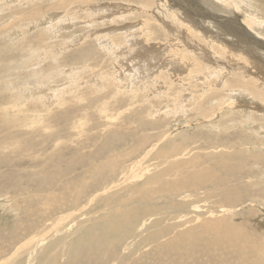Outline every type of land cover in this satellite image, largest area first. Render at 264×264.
<instances>
[{
	"label": "rangeland",
	"instance_id": "374dc122",
	"mask_svg": "<svg viewBox=\"0 0 264 264\" xmlns=\"http://www.w3.org/2000/svg\"><path fill=\"white\" fill-rule=\"evenodd\" d=\"M57 1L60 0H0V264H12L13 262H15V264H137L135 256L123 257L125 256V252L129 249L136 251V248H140L139 246L142 247L139 253V264L252 263L250 259L252 256H255L253 254L257 253L250 245H253V242L258 239L257 235L260 232L264 234V201L259 202L258 199L254 198L255 195L263 193V191L261 192L257 188V184L264 189V169L262 168L264 167V122H261L264 121V109L258 107L254 108L252 113L258 112V116H256V113L253 114L254 116L249 118V120L252 119L249 123L242 122L243 119L247 121L248 116L243 115L244 117L242 116L243 119L241 120L240 118L237 119L239 117L238 115H231L232 124L227 125L228 129L225 131L228 132L224 134L226 136L225 138L231 142L237 143V141L244 139L250 143L249 145H253V147L250 146L252 153L251 150H249V153L253 155H248L251 160L249 159L247 162L246 159V161L242 163V167L247 166V169L252 168V170L259 172L254 178L251 179L246 177L247 179H245L246 182L247 180L255 179V181H257L255 190L257 189L260 193L257 192V190L256 194L253 192L254 196H250V199L245 200L247 205L241 202L249 193H252L250 192L252 191L251 189H248V193L247 187L243 188L246 189L245 191L241 189L242 200H240V203L238 200V204L236 201L233 205L226 204L223 207L219 206L222 197L220 198L219 195L212 194L211 189L213 186L208 183L206 186L208 185L209 190L205 186L196 193L182 191L180 195H172L175 193L174 185L176 180L178 178H183L187 172L191 174L193 173L192 170L198 169V167L199 169H206L207 166H209L208 169L213 168L218 161H220V163L223 161L224 164L227 163L229 165L234 164L233 160L239 155L235 150L239 147H243L238 143L237 146H233V143L227 142H216L214 144L195 142V144L186 145L188 147L187 151L191 150L188 155L186 153L187 151H185V153L182 154L184 156H181L180 160L171 157L167 159L168 161H160V159H157V163L152 164L151 159L146 158L144 166H147V168H141L139 166V170H137L136 167V176H131L124 182H122L123 175L121 173L126 164H129L131 160H135L144 150L150 148L153 144L155 145L158 143V145H161L163 143H170L169 145L171 146L172 144H177L180 148L185 147V145L182 144L184 137L197 135L194 133L198 129L192 126H188V128L184 127L183 125L187 121H185L187 116H179V114H189L193 111V107L191 108L190 103L196 101L197 98L195 97L202 92V89L205 91L204 98L209 96L210 99L205 101L204 104L201 103L202 106L200 105V109L201 107L206 109L213 104L215 105L221 95H230V91L228 92L227 89H224L229 87H224L225 84L222 83L227 79H234L233 76L236 78L237 72L234 73L236 71V66L233 67L231 65L232 68H228L231 73H223L225 75L224 78L222 80L221 78L219 79V71H215L208 67L209 64L213 63L212 59L214 60V56H211L212 51L208 49L207 55L203 56L202 59L196 57H194V59L189 57L185 58L188 60V63L191 61V66L189 65V68L192 71H183V75L181 73L179 77H176V81L171 80L168 78L169 71L165 70L164 67H161L162 71L157 70V66L154 67L157 63L162 64L163 60H168L166 64H170L169 60L177 55L175 51L171 52L172 50H170V48H165L166 51H164V53L160 52V49H162L161 47L158 49L157 45L161 46L164 40L163 38H159L160 36H157V17H155L157 16V6H154V1L152 0H139L137 3V0H134L131 2L134 3L136 8H132L128 13L124 12L123 14L127 13L129 15H127L126 21L132 25L131 30L133 29L132 31L135 32L137 37H144V35L148 33V30H150L149 33H152L151 29L154 32L151 40H146V42L150 43H147V45H154V47L150 48V51H147L150 53L145 54L147 57L151 56V59L144 61L142 64L144 66L141 67L143 69L147 68L148 72L152 73V79L154 78L156 81L155 84H157L155 86V84L151 83L152 79L150 78L148 82H145L147 85L146 88L138 89L136 84L131 81L132 78H134L133 69L130 67L133 62L130 61L129 64H127L125 61L126 54H124V51L131 47L130 45L126 46L125 40H123L121 36L122 30L117 29L110 34H114L111 37L115 44L109 42L110 38L105 40L106 38L103 37L105 29L110 28L112 21L114 23V21L119 22L122 19L121 16L118 17L119 13H114L109 17L106 11L103 12L104 10L98 9L101 13V16L98 17L97 14H95V10L92 11L91 7L89 8V6H86L85 3L88 2V0ZM258 1L260 3H258V5H264V0ZM99 2L102 4H126L125 0H99ZM180 2L182 4V12L189 13L187 11L189 10L196 18L200 17L198 18L199 20L202 17L201 22L203 23V28L205 27L203 30L204 33L206 32L205 34L215 35L216 32L226 29L222 25H218L219 27L217 26L216 28L215 24L220 23L219 19L223 22L224 20L222 19L231 16L224 15V13L222 14L223 17L218 15L221 12L213 9L211 10L204 4L205 2L207 4L208 0H203V2L200 0H181ZM89 3L92 5L96 4L94 1H89ZM139 6H146L145 9L148 15L146 12L140 11ZM216 12H218L217 15ZM263 12L264 10H260L259 13L263 15ZM140 13L146 15H140ZM136 15L137 17H135ZM139 15L141 17H139ZM128 17L133 18L129 19ZM144 17L146 18L144 19ZM72 18L77 19V21H74L75 19L72 20ZM71 20L73 22H71ZM91 20L95 22H90ZM149 20L150 23H148ZM151 20L154 21L153 24ZM210 21H212V23ZM118 24L120 25L121 21ZM90 25L93 26L90 27ZM137 25L139 27H137ZM135 27L138 29L142 27L139 29V31H141H137ZM229 28L230 27L227 25V29ZM98 33L102 34V36L99 35V37H102L105 43L106 41L109 42V48L113 46L111 52L105 50L106 48L103 45L99 46L100 43H97L98 41L96 42V40H98ZM233 33H236V31H233ZM105 34H108V32ZM262 40H264V38H262ZM184 52H186V50ZM163 55L164 57H162ZM179 55L181 54L179 53ZM194 60L198 69L197 66H193ZM223 61H220L223 65L232 64L227 63V60ZM204 62H206L207 65H205V63L203 66ZM168 66L165 65V67ZM120 73L122 77L119 75ZM166 74L168 75L167 77ZM186 75L190 77L188 78ZM198 76L200 79H197ZM180 77L183 78L181 81H179ZM113 79H121L120 81L125 80L127 84L130 82L132 89L136 91V97L133 98V96H130V93L118 96L116 97L117 99L114 98L116 100L108 97L107 94L111 91V88L107 83L110 81L114 82ZM184 79L186 81L185 83H183ZM168 82H171V84ZM181 88L182 90H179ZM249 89H251V87L248 86V90ZM255 89L252 88L253 91H256ZM222 90L225 93H221ZM161 91H164L165 94ZM186 91L195 96L194 100L186 97V101H183L185 98V93L183 92ZM172 92L174 94H172ZM104 93L105 95H103ZM137 93H140V95ZM176 93L184 94L179 103L177 99H174ZM142 94L143 97H141ZM40 95H46L44 99L51 104L47 105L46 102L42 104V99H40L41 97L39 98ZM144 95L152 97L145 98ZM171 96H173L172 98L174 101L170 99ZM224 96H221V98H228ZM230 96H233V94ZM127 98L128 101H126ZM109 99L110 101L107 103ZM130 99H133L134 103L131 102ZM147 100L152 101L153 105L156 106H154L155 109L160 108L163 104H167L172 108L174 104L181 105L182 102H186L185 106L187 109L186 112L185 110H183L182 113L178 112L177 120L170 119V116L162 114L161 111H159L161 114L159 116H157L156 113L151 115V117H147L145 112L139 111L147 105ZM244 100L248 103H244ZM234 101H238L234 109L244 107L243 104L248 107L249 104L248 97L246 96L234 97ZM100 102L107 104L106 108L109 112L100 113L95 108ZM249 106L251 105L249 104ZM117 112H119V114ZM222 113H224L223 107L217 115L221 114L222 117ZM106 115H109L111 119L107 118ZM159 118L165 120H160V122H158L157 119ZM167 119L169 122L166 121ZM254 119H256L257 122ZM235 120L237 122L236 124H234ZM165 121L167 123H165ZM171 121H173L172 124ZM252 121L255 123L253 124ZM217 125L213 124L212 126ZM248 125L251 127L249 128ZM234 126L238 128L237 131ZM213 129H215V131ZM165 130L169 133L172 130L175 131H172L173 133L171 132L170 134L171 137H173L172 141L175 139L174 142H167L165 139L156 141L159 134H162ZM205 130L215 132L214 139L215 137L217 138L216 135H220L215 127ZM203 135L202 133V136ZM255 142L259 146L255 144ZM135 150L136 152H132L134 156L129 154L127 157L126 154L128 152ZM194 154L199 156L197 160L194 159L198 161L199 164L194 161L195 163L193 165L192 161L188 160V158ZM203 154H222L223 157H216L215 159L210 158L204 161V158H202ZM257 154H260L259 156L263 158V162L260 160V157H255ZM243 155L239 156L242 157L240 158L242 160L243 157H245ZM114 156L122 165L116 171L108 173L107 168H105L107 166L105 163L107 160L106 157H111L113 161V158H115ZM252 159H258V162H256V160L254 164H251L253 163ZM175 161H177V166L174 163ZM245 163L249 164L246 165ZM148 164L151 165L149 166ZM97 168H100L99 171H97ZM133 168H130V170L128 169V173L132 171ZM94 171L97 172L93 173ZM213 171L215 174L218 173L221 177L227 179V186L231 188L236 187L237 183L234 168L231 170L220 169ZM197 172H199V170H197ZM151 173H157L159 176L157 180L153 182L155 184L154 188H152L150 198L146 202H143L142 197L139 199L141 203L137 204V206L143 208V211L138 216L134 233L133 228L135 223L120 226L123 222L122 216L100 220L104 223L102 227L105 228L106 226L109 230L103 234L100 233L99 235L94 233L90 235V232L87 234H82L80 232V227L85 225L89 226L92 223L95 224L94 222L99 221L103 215H110V208L115 206V204L118 207L117 203H119V201L125 199L126 196H130L131 190L134 189L132 186L133 183H140L145 176ZM105 180L108 181L109 184L121 183L110 190L103 191L102 194H97V191L102 190V188L98 189L97 186L103 184ZM187 193L188 196L186 195ZM76 196H78V200H76ZM102 197H105V199L101 200V202L98 201V199ZM171 200H173V204L175 203V206L173 205L174 207H171ZM251 200H253V203H251ZM106 202H110L113 206L107 205V207L104 204ZM181 202L184 204L178 206ZM258 202L260 204L263 203V205H261L262 207ZM62 203H67L68 205L62 206ZM165 209L171 211L166 212ZM211 212L214 214L221 213L222 215H226L232 224L235 223L237 226L240 225L239 227L246 234L243 235L247 237L246 240L250 241V244H243V241H238V243L232 246L224 247V251H222L221 242L217 238L208 239L207 242L201 246L199 242L206 237L201 235H198L199 237H197L195 243H188V248L182 247L178 242L179 246H181L179 250L177 249L178 252L172 248H166L168 250H162L163 252H160V250H157L155 247L149 248V246L145 244L146 242H144L145 239H139L136 243L140 245L138 244L139 246L137 247H134L135 245H133V243L130 244V242L134 240L132 235L136 232L137 234L141 233V231L148 233L156 227L158 228L168 223L182 220L184 217L181 215L185 214L192 218L197 216H207V218H209L213 216L209 215ZM254 212L258 213L260 216H258L259 219H253L251 217ZM172 214L177 218L173 217ZM152 219H154V221L157 220V225H151L153 222ZM245 220L247 222H243ZM96 223L98 224L99 222ZM115 223H117L116 227L119 228V230L115 228ZM99 224L96 229L101 226V224ZM77 232H80L79 235ZM196 234L197 233H195V237ZM173 235L174 233H171L170 236ZM75 238L77 241H75ZM170 238L172 239V237ZM71 239H74L73 243ZM57 240L60 241L57 242ZM79 240L80 242H78ZM68 241L71 242L69 243ZM52 243L54 247L51 246ZM97 243L104 245L106 249L98 247L99 244L97 246ZM117 244H120V247L114 248L117 252V255H114V251H110L113 248L112 246ZM182 245L187 246V244ZM242 245H244L245 248L240 250L238 247ZM189 246L193 248L190 249ZM96 248L99 251L102 249L104 250L99 252ZM248 253L249 255H247ZM69 261L70 263H68Z\"/></svg>",
	"mask_w": 264,
	"mask_h": 264
},
{
	"label": "bare ground",
	"instance_id": "6f19581e",
	"mask_svg": "<svg viewBox=\"0 0 264 264\" xmlns=\"http://www.w3.org/2000/svg\"><path fill=\"white\" fill-rule=\"evenodd\" d=\"M61 1V0H60ZM60 1H57V2H60ZM63 1V0H62ZM66 1V0H65ZM64 1V2H65ZM69 1V0H67ZM89 1H94V3L96 2V4H90ZM126 1V4H119V3H115V4H112V3H100L99 0H88V2H86V6L89 8L91 7L92 11H96L95 14H97V16H101V13L98 11V9L100 10H104L103 12H107V15H109V17L111 15H113L114 13H119L118 17L121 16V24L119 25L118 23L120 22H115L113 23L112 21V24H110V28L109 29H105V32H104V38H106L105 40H107V38H110L109 39V42H113L112 41V37L114 34L110 35L113 31H116L117 29H121L122 30V37H123V40H125V44L126 46L127 45H130L131 50L129 49H126L124 51V54L125 55V58H126V63L129 64V62H133L130 63L132 64L130 67L131 69H133V74H134V78H132V82L134 84H136V86L138 87V89H143V88H146V84L145 82H148V80L152 77V73L148 72V69L147 68H142L141 66H144L142 65L144 61L146 60H150L151 59V56L150 57H147L145 56L146 53H150V52H147V51H150V48L154 47V45H147L148 42H146V40H151V37L152 35L154 34L153 30L151 29V32L152 33H149L150 30H148V33H146L144 35V37L142 36L141 38L137 37L135 35V32L131 30L132 28V25L127 22V13L128 11H130L132 8H136V6H134V3H132L134 0H125ZM132 1V2H131ZM136 1V0H135ZM139 0L136 1V3L138 2ZM154 1V6H157V36H160L159 38H163V43L161 46L157 45L158 46V49H160L159 47H161L162 49H160V52H163L166 51L165 48H170V50H172L171 52L175 51V55L174 53V57H172L170 61V64H166L168 62V60H163L162 61V64L161 63H157L154 67L157 66V70H161L162 71V68L161 67H164L165 70L169 71V76L166 74V77L168 76V78H170L171 80L173 81H176V77H179L180 74L182 73L183 75V71H192L190 68H189V65L191 66V61L188 63V60L185 59V58H193L196 57V58H199V59H202L203 56H206L207 55V51L208 49L212 51V55L211 56H214V60L212 59V62L211 64H209L208 67H210V69H213V70H218L219 72V79L221 78V80L224 78V74L225 73H231L230 69H228L229 67H231V65L233 67L236 66V71L234 73H236V78L233 76L234 79H227L224 83L222 84H225L224 87H229V88H224V89H227L228 92L230 91L231 94H233V96H230V95H225L227 96L228 98H226L224 95H221V96H224L225 98L222 99L220 94L221 93H225L223 90L221 91V93L219 94L220 96V99L218 100V102L215 103V105L213 104L212 106H210L209 108H202L200 109V105L201 103L204 104L205 101L209 100L210 97H205V91L204 89H202V92L198 94L197 97L193 96V94H190V93H187L188 89L186 92H183L185 93V95L183 93H176V95H174V99H177L178 103L179 101L182 99L183 95H184V100L183 101H186V97H188L189 99H193L194 100V97L197 98L196 101H192V103H190V100L188 99L190 105H191V108L193 107V111H191V113L189 114H179V116H187V118L182 121H184V127L188 128V126H192L194 128H197L198 130H196V132L194 134H197V135H193V136H185L184 139L182 140V144L185 145V147L183 148H180L177 146V144L173 145H169L170 143H163L161 145H158L157 144H153L150 148L144 150V152H142L135 160H131L129 164H126L122 170V182H124L127 178L131 177V176H136V173H137V170H139V166L141 168H147V166H144L145 164V159H151V163L152 164H156L157 163V159H160V161H168L167 159L168 158H171V157H175L177 158V160H180L181 156H184L182 154L185 153V151H187V146L186 145H189V144H195V142H206L208 144H214L216 142H227V143H233L232 145L233 146H237L238 144L239 145H242L243 147H239L237 148L235 151L236 153L238 152V156L237 158L235 159H238V160H233L234 164H224L223 161L220 163V161L216 162L215 165L213 166V168H210L208 169L209 166L206 167V169H193V173H189L188 172L183 176V178H178L176 180V183L174 185V190H175V193L172 194V195H180L182 191H187L188 193L189 192H193V193H196L198 190H200L201 188H204L206 186V184H210L212 185V189H211V193L212 194H215V195H219V197L222 199H220V205L221 207H223L224 205L228 204H232L235 203L237 201V204H238V200H239V203H240V200H242L241 196H242V193H241V189L247 187V191L249 193V190L248 189H251L252 193H249V195L246 196V198L243 199V201H241L242 203L246 202L245 200L246 199H250L251 197L254 196V194H256L257 192L260 193V191L263 193H261L260 195H255L254 198L255 199H258L259 202H263L264 201V189L263 187H260L258 184H257V181L254 180H247L246 182V177L248 178H254L256 176V174H258L259 172H256L255 170H252L251 169H247V166L245 167H242V163H244V161H246L247 159V162L248 160L250 159L248 155H253L251 154L252 153V150L250 148L251 145H249L250 143L244 139H241L239 141H237V143L235 142H231L229 141L228 139H226L225 137V133H227L225 130L228 129V124H232V119H231V115H238L239 117L237 119H243L244 116H248V120L245 121L244 119L242 120V122H245V123H249L251 116H254L253 114L256 113V116H258V112H253L252 113V110L256 107L258 108H262L264 109V40H262V38H264V14H260V10H264V5H258L259 1L258 0H208V3L206 4V2L204 3L208 8H210L211 10H216V11H219L221 13H219L218 15H221L224 13V15H229L231 17H226L222 20H224L223 22L220 21L219 19V22L220 23H217L215 24L216 28L218 25H222L224 26L226 29L220 31V32H216L215 35H208V34H205L203 32L204 28H203V23L201 22V19L199 20L198 18H196L189 10H187L189 13H185V12H182L181 11V8H182V4H181V0H152ZM203 2V0H200ZM205 1V0H204ZM145 2V1H144ZM147 2V1H146ZM186 2V1H185ZM190 2V1H189ZM262 2V1H260ZM142 3V2H141ZM150 3V2H149ZM192 3V2H191ZM52 4V2H51ZM55 4V3H54ZM65 4V3H64ZM139 4V3H138ZM145 4V3H144ZM195 4V3H194ZM260 4V3H259ZM136 5V4H135ZM79 6V5H78ZM83 6V5H82ZM149 6V5H148ZM153 6V7H154ZM187 6V5H186ZM203 6V5H202ZM62 7V6H61ZM140 8V11L142 12H146V14L148 15V12L147 10L145 9V7H141L139 6ZM65 8V6H64ZM68 9V8H67ZM71 9V8H70ZM69 9V10H70ZM79 9V8H78ZM198 9V8H197ZM154 10V9H153ZM156 10V9H155ZM139 11V10H138ZM200 11V10H199ZM198 11V12H199ZM210 11V10H209ZM124 12H127L126 14H123ZM211 12V11H210ZM61 13V12H60ZM69 13V12H68ZM90 13V12H89ZM94 13V12H93ZM135 13V12H134ZM191 13V14H190ZM201 13V12H200ZM212 13V12H211ZM218 12H216V15H217ZM264 13V12H263ZM133 14V13H132ZM137 14V12H136ZM143 14V13H142ZM140 13V15H142ZM146 14H143L144 16ZM53 15V14H52ZM69 15V14H68ZM104 15V14H103ZM139 15V17H141ZM155 15V13H154ZM233 15V16H232ZM56 16V14H55ZM58 16V14H57ZM60 16V14H59ZM63 16V15H62ZM61 16V17H62ZM117 16V15H116ZM129 16V15H128ZM152 16V15H151ZM214 16V15H213ZM96 17V15H95ZM108 17V16H107ZM106 17V18H107ZM137 17V15L135 16ZM150 17V16H149ZM219 17V16H218ZM223 17V16H222ZM71 18V17H70ZM129 18V17H128ZM133 18V17H132ZM132 18H129V19H132ZM146 17H144L145 19ZM205 18V17H204ZM25 19V17H24ZM64 19V18H63ZM69 19V18H67ZM75 19V18H72V20ZM96 19V18H95ZM94 19V20H95ZM149 19V18H148ZM147 19V20H148ZM71 20V22H73ZM98 20V19H97ZM208 22H209V19L207 18ZM211 20V19H210ZM74 21H77V19H75ZM96 21V20H95ZM95 21H90V22H95ZM101 21L103 22V20L101 19ZM123 21V22H122ZM145 21V20H144ZM152 21V20H151ZM213 21V20H212ZM212 21H210L212 23ZM37 22V21H36ZM35 22V23H36ZM50 22V21H49ZM154 21H152L151 23L153 24ZM227 22V23H226ZM4 23V22H3ZM6 23V22H5ZM117 23V24H116ZM135 23V22H134ZM150 23V20L149 22ZM96 24V23H95ZM99 24V23H98ZM103 24V23H102ZM138 24V23H137ZM140 24V23H139ZM156 24V23H155ZM38 25V23H37ZM94 25V24H93ZM93 25H90L93 26ZM101 25V23H100ZM104 25H105V22H104ZM134 25V24H133ZM213 25V24H212ZM227 25L230 27L229 29H227ZM33 26V24H32ZM35 26V25H34ZM97 26V24H96ZM144 26V25H143ZM100 27V26H99ZM105 27V26H104ZM114 27V28H112ZM137 27H139L137 25ZM135 27V29H137V31H139V29ZM147 27V26H146ZM151 27V26H150ZM219 27V26H218ZM94 28V27H93ZM92 28V29H93ZM134 28V27H133ZM149 28V27H147ZM236 28V29H235ZM223 29V28H222ZM143 30V29H142ZM58 31V30H56ZM87 31V30H86ZM96 31V30H95ZM97 31H101V30H97ZM141 31V30H140ZM139 31V32H140ZM213 31V30H212ZM233 31H236V33H233ZM13 32V31H12ZM55 32V31H54ZM106 32H108V34H105ZM143 32V31H142ZM145 32V31H144ZM89 34V33H88ZM86 35V34H84ZM94 35V33H93ZM102 36V34L98 33L97 34V38L98 40H96L97 43H100L99 46L103 45L106 49L105 50H108L111 52V48H113V46H111V48H109V42L106 41V43L104 42V40L102 39V37H99ZM119 35V34H118ZM138 35V33H137ZM88 36V35H87ZM92 36V34H91ZM120 36V37H121ZM141 36V35H140ZM89 37V36H88ZM119 37V36H118ZM261 37V38H260ZM114 38V37H113ZM81 39V38H80ZM96 39V38H95ZM116 39V38H115ZM78 40V39H77ZM73 41V40H72ZM80 41V40H79ZM116 41V40H115ZM119 41V40H118ZM114 43V42H113ZM115 44V43H114ZM122 44V43H121ZM150 44V43H148ZM124 45V44H123ZM119 46V45H118ZM120 47V46H119ZM122 47V46H121ZM182 47V48H181ZM102 48V47H101ZM117 48V47H116ZM118 49V48H117ZM116 49V51H117ZM115 50V49H114ZM186 50V52H184ZM113 52V51H112ZM169 52V51H168ZM179 53L181 55H179ZM107 54V52H106ZM137 54V55H136ZM172 54V53H171ZM193 54V56H192ZM124 56V55H123ZM149 56V55H148ZM169 56V55H168ZM119 57V56H117ZM116 57V58H117ZM138 57V59H137ZM164 57V55L162 56ZM110 58V57H109ZM118 59V58H117ZM166 59V57H165ZM168 59V58H167ZM205 59V58H204ZM209 59H210V56H209ZM187 60V61H186ZM191 60V59H190ZM211 60V59H210ZM223 60H227V63H232L230 65H227V64H222L220 61H223ZM113 61V60H111ZM159 61V59H158ZM123 62H124V58H123ZM225 62V61H223ZM115 63V62H114ZM146 63V62H145ZM206 62L203 63V66ZM109 64V63H108ZM119 64V63H118ZM137 64V65H136ZM148 64V63H147ZM146 64V65H147ZM121 65V64H120ZM165 65H169L168 67H165ZM200 65V64H199ZM207 65V63L205 64ZM148 66V65H147ZM159 66V67H158ZM193 66H197L195 60L193 61ZM112 67V66H111ZM120 67V66H119ZM141 67V69H140ZM153 68V67H152ZM151 68V69H152ZM159 68V69H158ZM202 68V66H201ZM147 69V70H146ZM197 69H198V66H197ZM203 69V68H202ZM122 70V69H121ZM143 70H146V71H143ZM114 71V70H113ZM116 71V70H115ZM131 72V71H130ZM160 72V71H159ZM166 72V71H165ZM207 72V71H206ZM210 73H212L211 71H209ZM119 73V72H118ZM123 73V72H122ZM125 73V72H124ZM158 73V72H157ZM163 73V72H162ZM185 73V72H184ZM189 73V72H188ZM203 73V72H202ZM208 73V72H207ZM224 73V74H223ZM127 74V73H126ZM130 74V73H129ZM155 74V73H154ZM164 74V73H163ZM162 74V75H163ZM187 74V73H186ZM201 74V73H200ZM215 74V73H214ZM119 75H121L122 77V74L120 73ZM124 75V74H123ZM160 76V74H158ZM193 75V74H192ZM203 75V74H202ZM217 75V73H216ZM234 75V74H233ZM111 76V75H110ZM114 76V75H112ZM165 76V75H164ZM185 76V75H184ZM188 77V75H186ZM125 77V76H124ZM162 77V76H160ZM190 77V76H189ZM188 77V78H189ZM204 77V76H203ZM126 78V77H125ZM166 78V79H168ZM187 78V79H188ZM195 78V77H194ZM215 78V77H214ZM217 78V77H216ZM231 78V77H230ZM90 79V78H89ZM156 79V78H155ZM162 79V78H161ZM183 78L180 77L179 78V81H181ZM197 79H200V77L198 76ZM112 80V79H111ZM121 79L117 80V79H113L114 82H109L107 83L109 85V87L111 88V91L108 92L107 96L114 99L118 96H123L124 94L126 93H130L131 95L130 96H133L136 97V91L132 89V85L130 82H128L127 84V81H120ZM129 80V79H127ZM157 80V79H156ZM202 80V78H201ZM204 80V78H203ZM206 80V79H205ZM15 81V80H14ZM188 81V80H187ZM213 81V80H212ZM97 82V81H96ZM126 82V83H124ZM185 79H184V82L185 83ZM208 82V81H207ZM214 82V81H213ZM221 82V81H220ZM85 83V82H84ZM95 83V82H94ZM153 84L156 83V81L154 80V78L152 79V82ZM159 83V82H157ZM164 83V82H163ZM162 83V84H163ZM171 84V82H168ZM175 83V82H173ZM192 83V82H190ZM202 83V82H201ZM206 83V82H205ZM149 84V83H148ZM152 84V85H153ZM178 84V83H177ZM175 84V85H177ZM213 84V83H212ZM221 84V83H219ZM157 84H155L156 86ZM168 85V84H167ZM165 85V86H167ZM174 85V86H175ZM192 85V84H191ZM207 85V84H205ZM149 86V85H148ZM151 86V84H150ZM199 86V85H197ZM201 86V84H200ZM203 86V85H202ZM218 86V85H217ZM248 86L251 87V89L248 90ZM153 87V86H152ZM163 87V86H162ZM168 87V86H167ZM170 87V86H169ZM176 87V86H175ZM177 87H180V86H177ZM191 87V86H190ZM212 87V86H211ZM216 87V86H215ZM41 88V87H40ZM96 88V86H95ZM107 88V87H106ZM185 88V87H183ZM189 88V87H188ZM196 88V87H195ZM210 88V87H208ZM217 88V87H216ZM255 89L256 91H253L252 90ZM94 89V88H93ZM108 89V88H107ZM160 89V88H159ZM162 89V88H161ZM176 89V88H175ZM174 89V90H175ZM200 89V88H199ZM213 89H214V86H213ZM40 90V89H39ZM167 90V89H166ZM169 90V89H168ZM179 90H182L179 89ZM201 90V89H200ZM105 91V89H104ZM145 91V90H144ZM157 91V90H155ZM171 91V90H169ZM178 91V90H177ZM192 91V90H191ZM199 91V90H198ZM39 92V91H38ZM37 92V93H38ZM139 92V91H138ZM151 92V91H150ZM162 92V91H161ZM164 92V91H163ZM162 92V93H163ZM141 93V91H140ZM140 93L138 95H140ZM153 93V92H152ZM160 93V92H159ZM193 93V92H192ZM147 94V93H146ZM165 94V92H164ZM172 94H174L172 92ZM171 94V95H172ZM100 95V94H98ZM105 95V93L103 94ZM150 95V94H149ZM167 95V94H166ZM196 95V94H195ZM218 95V94H217ZM248 97V101H249V104L251 106H249L248 104V107L246 105L243 104L244 107H240V108H236L234 109V107H236V105L238 104V101H234V97L238 98V97ZM46 97V95H40L39 98L42 99L40 102L42 104H44L45 102L47 103V105H50L51 103L48 102L47 100H45L44 98ZM50 96V95H48ZM161 96V95H160ZM169 96V95H167ZM13 97V96H12ZM98 97V96H97ZM143 97V94L142 96ZM145 98H150L152 96H148V95H144ZM155 97V96H153ZM173 96H171L170 99H172L174 101V99L172 98ZM163 98V96H162ZM11 99V97H10ZM117 99V98H116ZM114 99V100H116ZM120 99V98H119ZM118 99V100H119ZM141 99V98H139ZM161 99V98H160ZM215 99V97H214ZM247 99V98H246ZM131 102H133L134 100L133 99H130ZM155 100V99H154ZM159 100V99H158ZM171 100V101H172ZM217 100V99H216ZM243 100V99H242ZM241 100V102H242ZM110 101V99L107 101V103ZM123 101V100H122ZM128 101V98L127 100ZM245 101V100H244ZM116 102V101H115ZM137 102V101H136ZM147 105L144 106L143 108H141V112H145L146 116L147 117H151V115L153 114H156L157 113V116L161 115L159 113V111L162 112V114L166 115V116H170V119L172 118V120H177V116H178V112L182 113L183 110H185L186 112V109L187 107L185 106L186 105V102L183 103L181 105H176L174 104V106L171 108L170 106H168L167 104H163L160 106V108H157L155 109V105H153L152 101L150 100H147ZM156 102V101H155ZM164 102V101H162ZM181 102V101H180ZM64 103V102H63ZM113 103V102H112ZM134 103V102H133ZM132 103V104H133ZM141 103V102H140ZM157 103V102H156ZM160 103V102H159ZM158 103V105H159ZM165 103V102H164ZM207 103V102H206ZM243 103V102H242ZM246 103V101L244 102ZM248 103V102H247ZM246 103V104H247ZM116 104V103H114ZM171 104V102H170ZM212 104V103H211ZM107 104L104 103V102H100V104H98L97 107H95L100 113H106V112H109L107 111V108H106ZM155 106V107H154ZM186 108H185V107ZM188 106V104H187ZM202 106V105H201ZM240 106V105H239ZM17 107V106H16ZM158 107V106H157ZM223 107V112L222 113V117H221V114L217 115V113H219V111L222 109ZM18 108V107H17ZM15 108V109H17ZM112 108V106H111ZM129 108V107H128ZM190 108V109H191ZM127 109V108H126ZM111 113V112H110ZM119 114V112H117ZM117 114V115H118ZM260 114V113H259ZM22 115V114H21ZM244 115V116H243ZM243 116V117H242ZM107 118H109V115H106ZM162 117V116H160ZM174 117V119H173ZM180 118V117H179ZM263 118H264V114H263ZM262 118V119H263ZM111 119V118H109ZM236 119V120H237ZM23 120V118H22ZM158 122L161 121H164L162 119H157ZM234 122V124H236L237 122ZM256 121V119H254ZM264 120V119H263ZM167 122L168 119L166 120ZM165 121V123H167ZM240 121V120H239ZM54 122V121H53ZM173 121H171V124H172ZM253 122V121H252ZM257 122V121H256ZM261 122H264V121H261ZM255 122H253L254 124ZM155 124V123H154ZM213 124H218L217 126H212ZM252 124V125H253ZM262 124V123H261ZM165 125V124H164ZM177 125V124H176ZM244 126H246L245 124H243ZM163 126V125H162ZM175 126V125H173ZM178 126V125H177ZM211 126V127H210ZM237 126V125H236ZM249 126V125H248ZM263 126V125H262ZM171 127V126H170ZM200 127V128H198ZM216 128V131L219 132V136H217V138L215 137V139L213 138L215 136V132H209V131H206L205 129H208V128ZM251 126H249L250 128ZM173 128V127H172ZM234 128H236V131L238 130L237 127L234 126ZM241 128V127H239ZM248 128V129H249ZM180 129V128H179ZM177 129V130H179ZM190 129V128H189ZM247 129V127H246ZM182 130V129H181ZM205 130V131H204ZM210 130V129H209ZM215 131V129H213ZM243 130V129H242ZM259 130V128H258ZM173 131V130H172ZM171 131V132H172ZM212 131V130H210ZM248 131V130H247ZM257 131V130H256ZM260 131V130H259ZM171 132H167V130H165L162 134L160 133L159 136H158V140H162V139H165V141L167 142H170L172 141V138L171 137ZM175 132V131H173ZM172 132V133H173ZM186 132V131H185ZM249 132V131H248ZM192 133V132H190ZM189 133V134H190ZM202 133L204 134L202 136ZM183 134V133H182ZM181 134V135H182ZM187 134V133H186ZM82 135V134H81ZM140 135V134H139ZM184 135V134H183ZM199 135V136H198ZM254 135V134H253ZM173 136V135H172ZM176 136V135H175ZM174 136V137H175ZM178 136V135H177ZM251 136V135H250ZM248 136V137H250ZM140 137V136H139ZM246 137V136H245ZM247 137V139L249 140V138ZM254 137V136H253ZM157 138V137H156ZM181 138V137H180ZM213 138V139H212ZM261 138V137H260ZM171 139V140H170ZM254 139V138H253ZM256 139V138H255ZM259 139V138H258ZM119 140V139H118ZM149 140V139H147ZM260 140V139H259ZM175 139L172 141L174 142ZM250 141V140H249ZM263 141V139H262ZM3 143V142H2ZM179 143V142H178ZM181 143V142H180ZM255 144H257L255 142ZM179 145V144H178ZM258 145V144H257ZM159 146V147H158ZM182 146V145H181ZM193 146V145H192ZM259 146V145H258ZM253 147V145L251 146ZM256 147V146H255ZM262 147V145H261ZM145 149V148H144ZM216 149H221V148H216ZM142 150V149H141ZM191 150V149H190ZM188 150L186 153L187 155L189 154V151ZM251 150V153H249ZM256 150V149H255ZM261 150V149H260ZM107 152V151H106ZM132 152H136L135 151H130L128 152L126 155L128 157L129 154L133 155L134 153ZM258 152V150H257ZM224 153V152H223ZM244 154V155H243ZM125 155V156H126ZM245 156L243 157V160L240 159L242 157H239V156ZM258 155V156H257ZM255 155V157L257 158H261V156H259L260 154H257ZM263 155V154H262ZM110 156V155H109ZM116 156V155H115ZM114 156V157H115ZM124 156V155H123ZM134 156V155H133ZM112 157V156H111ZM111 157H106V161L105 163L107 164V166L105 168H107L108 170V173L110 172H114L116 171L118 168H120V166L122 164H120L117 160H116V157L113 158V161L111 160ZM179 157V158H178ZM199 156L194 154V155H191V157L188 158V160H191L192 161V164L194 165V161L197 160ZM216 157H220L222 158L223 155L222 154H203L202 155V158H204V161L207 160V159H210V158H216ZM49 158V157H48ZM196 159V160H194ZM251 160V159H250ZM257 160V161H256ZM252 159V162L251 164H254V161L258 162V159ZM260 160H262L263 162V158H261ZM144 161V162H143ZM236 161V162H235ZM173 162V161H171ZM177 161H175V165L177 164L176 163ZM180 162V161H179ZM198 162V161H196ZM128 163V162H127ZM181 163V162H180ZM204 163V162H203ZM264 163V162H263ZM262 163V164H263ZM96 164V162H95ZM190 164V163H189ZM199 164V162H198ZM246 164V163H245ZM249 164V163H248ZM246 164V165H248ZM250 164V165H251ZM260 164V163H259ZM143 165V166H142ZM149 166L151 164H148ZM187 165V164H186ZM258 165V163H257ZM177 166V165H176ZM206 166V165H205ZM45 167V166H44ZM94 167V166H92ZM134 167V168H133ZM137 167V170L135 172V169ZM187 167V166H185ZM192 167V166H191ZM204 167V166H203ZM130 168H133L132 171H129L128 173V169L130 170ZM183 168V167H181ZM196 168V167H194ZM232 168H234L235 170V177H236V187H229L226 185V180L227 179H224L223 177H221L218 173L215 174V171L217 170H225V169H228V170H231ZM258 168V167H257ZM264 169V167H262ZM261 168V169H262ZM100 168H97V171H99ZM255 169V168H254ZM260 169V170H261ZM197 170H199V172H197ZM202 170V171H200ZM258 170V171H260ZM97 171H94L93 173H96ZM142 171V170H141ZM147 171V170H145ZM187 171V170H186ZM190 171V170H188ZM196 171V172H194ZM92 172V171H91ZM144 172V171H143ZM91 173V174H93ZM142 173V172H140ZM184 174V173H183ZM121 176V175H120ZM159 174L157 173H151L149 174L148 176H145L143 178V180L140 182V183H133V187L134 189L131 190V194L130 196H126L125 199H122L121 201H119L118 204V207L116 206H113L110 204V202H106L104 203L106 206L107 205H110V206H113L112 208H110V215H103L101 217V219H99V221H95L94 223L95 224H90L89 226L85 225V226H82L80 227V232L82 234H87V233H91L90 235H93L94 233L95 234H103L104 232L106 231H109L106 226L105 228L102 227V223L100 220H107V219H112V218H115V217H120L122 216L123 218V222L120 226H124L125 224H128V225H131V224H134V228H133V233H134V229L136 228V224H137V219H138V216L142 213L143 211V208H140V206H137V204L141 203L139 201L140 197L143 198V202H146L149 198H150V195L152 193V188H154V184L153 183L154 181L157 180ZM259 176V175H258ZM246 178V179H245ZM257 178V177H256ZM263 179V178H262ZM120 181V180H119ZM114 182V181H112ZM121 183V182H120ZM120 183H111L109 184L108 181L105 180V182L103 184H100L97 186L98 189H101V191H97V194H102L103 191L105 190H110L112 189L114 186H118V184ZM108 184V185H107ZM257 184V188L260 190L258 191L257 189V192L255 190V186ZM207 189L209 188L208 185L206 186ZM235 188H236V191H235ZM246 189H243L244 191ZM209 190V189H208ZM255 190V191H254ZM208 192V191H207ZM206 192V193H207ZM253 192H255L253 194ZM142 193V194H141ZM188 193L186 194L188 196ZM196 195V194H195ZM251 196V197H250ZM76 200H78V196H76ZM75 198V197H74ZM105 199V197H102L100 199H98V201L101 202V200ZM75 200V199H74ZM73 201V200H72ZM253 203V200H251ZM257 201V200H255ZM254 201V202H255ZM76 202V201H75ZM170 202L171 203V207H174L175 206V203L173 204V200H171ZM175 202V201H174ZM258 202V203H259ZM179 203V202H178ZM243 203V204H244ZM67 203H62V206L66 205ZM181 204L183 205L184 203L181 202L180 205L178 204V206H181ZM246 204V203H245ZM260 204V203H259ZM68 205V204H67ZM174 205V206H173ZM236 205V204H234ZM247 205V204H246ZM245 205V206H246ZM249 205V204H248ZM263 205L260 204V206ZM195 206V205H194ZM253 206V205H252ZM255 206V205H254ZM108 207V206H107ZM196 207V206H195ZM248 207V206H247ZM259 207V206H258ZM258 207H255V208H258ZM262 207V206H261ZM169 208V207H168ZM238 208V207H237ZM167 209V208H166ZM165 209V210H166ZM164 210V209H163ZM162 210V211H163ZM223 210V209H222ZM262 210V209H261ZM167 211H171V210H166ZM165 212V211H164ZM163 212V213H164ZM180 213V212H179ZM259 213H260V210H259ZM168 214V213H167ZM166 214V215H167ZM181 214V213H180ZM185 214V213H184ZM221 213L219 214H214L213 212H211L209 215H213L209 218H207V216H197L195 218H192V217H189V216H186L185 215H181L183 216L184 218L180 221H174V222H171V223H168L167 225H164V226H160V227H156L154 230L148 232V233H145V231H141V233L137 234V232L135 234H133V238L134 240L131 243H133V245H135L134 247H137L139 246L140 244L139 243H136L139 239H145L144 242H146L145 244H147L149 246V248H152V247H155L157 248V250H160V252H163L162 250H165L166 248H172L173 250H179V247L181 248L182 247H187L188 248V243H192L194 242L195 243V240H197V237H199L198 235H201V236H206L205 238H203L199 243L201 246H203L208 239H218L220 242H221V246H222V251H224V247H228V246H232L233 244H236L238 243V241H243V244H250V241H247L246 238L244 235H246L242 229L231 223V221L228 219V216L226 217V215H220ZM250 214V213H249ZM264 215V214H263ZM62 216V215H60ZM69 216V215H68ZM173 216V214H172ZM171 216V217H172ZM178 216V215H177ZM181 216H178V217H181ZM240 216V215H239ZM258 213H255L253 215H251V217L253 219L255 218H258ZM175 218H177L176 216H173ZM260 217V216H259ZM59 218H62V217H59ZM238 218V217H237ZM250 218V219H252ZM174 219V218H173ZM259 219V218H258ZM95 220V219H94ZM248 220V219H247ZM152 224H156L157 225V220L154 221V219H152ZM251 221V220H250ZM92 222V221H90ZM96 222H99L101 224L100 227L97 228V224ZM168 222V221H167ZM243 222H247L246 220L243 221ZM249 222V221H248ZM260 222V221H259ZM264 222V221H263ZM99 224V225H100ZM258 224V223H257ZM155 225V226H156ZM260 225V224H259ZM115 228L117 230H119V228H117V223H115ZM144 227V226H143ZM255 228V227H254ZM257 228V226H256ZM262 229V228H261ZM79 230V229H78ZM145 230V229H144ZM166 231V232H165ZM76 232V231H75ZM79 232V233H80ZM74 233V232H73ZM78 233V232H77ZM76 233V234H77ZM78 233V235H79ZM171 233L174 235L173 236H170ZM195 233L196 234V237H195ZM258 233V232H257ZM244 234V235H243ZM77 235V236H78ZM81 235V234H80ZM103 236V235H102ZM101 236V237H102ZM258 239L255 240V242H253V245L251 244L250 246L252 247V249L255 251L256 250V253L257 254H253L255 256H252L251 257V262L250 264H264V234L263 233H259L258 235ZM86 237V236H85ZM99 237V236H98ZM100 237V238H101ZM172 237V239L170 238ZM94 238V237H93ZM84 239V238H83ZM72 240V239H71ZM74 240V239H73ZM73 240H72V243H73ZM100 240V239H98ZM60 240H57V242H59ZM75 241L76 238H75ZM67 242V240H66ZM69 242V241H68ZM71 242V241H70ZM69 242V243H70ZM80 242V240L78 241ZM181 246H179V243ZM213 242V241H212ZM54 243V242H53ZM53 243L51 244V246H53ZM56 243V242H55ZM68 243V244H69ZM75 243V242H74ZM178 243V244H177ZM59 244V243H58ZM67 244V246H68ZM77 244V243H76ZM99 243H97V246H98ZM139 244V245H138ZM182 244H187V246H183ZM61 246V245H60ZM59 246V247H60ZM144 246V245H143ZM158 246V247H157ZM54 247V246H53ZM71 247V246H70ZM76 247V246H75ZM88 247V246H87ZM98 247H102L104 249L105 246L104 245H100ZM113 248L111 249L110 252L114 251V255H117L116 253V249H114L115 247H120V244H117V245H114L112 246ZM140 248H136V251L135 250H132V249H129L127 252H125V256L123 258H127V257H130V256H135V259H137V264H139L138 260L140 259V256H139V253H140V249L142 248L141 246H139ZM190 247V246H189ZM61 248V247H60ZM72 248V247H71ZM74 248V247H73ZM133 248V247H132ZM193 248V247H190V249ZM240 250H243L245 248L244 245L242 246H239L238 247ZM46 249V248H45ZM54 249V248H52ZM97 249V248H96ZM104 249L102 250H98L99 252H102ZM251 249V248H250ZM152 250H155V249H152ZM168 250V249H166ZM177 250V252H178ZM185 250V249H184ZM47 251V250H46ZM106 251V250H105ZM149 251V250H148ZM146 251V252H148ZM189 251V250H188ZM227 251V250H226ZM43 252V251H41ZM156 252V251H155ZM159 252V251H157ZM249 252V251H248ZM47 253V252H46ZM154 253V252H153ZM234 253V252H233ZM242 253V252H241ZM48 254V253H47ZM187 254V253H185ZM44 255V254H43ZM156 255V254H155ZM243 255V254H242ZM249 255V253L247 254ZM41 256V255H40ZM45 256V255H44ZM154 256V255H153ZM152 256V257H153ZM142 257V256H141ZM144 257V256H143ZM151 257V256H150ZM155 257V256H154ZM153 257V258H154ZM41 258V257H40ZM147 258V257H146ZM50 259V258H49ZM46 260V259H45ZM160 260V259H159ZM48 263V262H47ZM70 263V261L68 262ZM12 264H15V262H13Z\"/></svg>",
	"mask_w": 264,
	"mask_h": 264
}]
</instances>
